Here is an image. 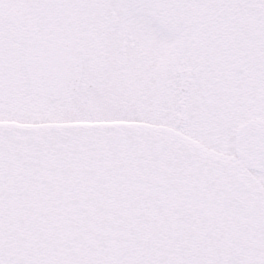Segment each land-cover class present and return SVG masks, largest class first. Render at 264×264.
<instances>
[{"label": "snow or ice", "instance_id": "snow-or-ice-1", "mask_svg": "<svg viewBox=\"0 0 264 264\" xmlns=\"http://www.w3.org/2000/svg\"><path fill=\"white\" fill-rule=\"evenodd\" d=\"M0 264H264V0H0Z\"/></svg>", "mask_w": 264, "mask_h": 264}]
</instances>
